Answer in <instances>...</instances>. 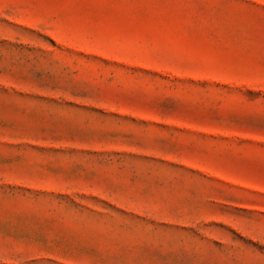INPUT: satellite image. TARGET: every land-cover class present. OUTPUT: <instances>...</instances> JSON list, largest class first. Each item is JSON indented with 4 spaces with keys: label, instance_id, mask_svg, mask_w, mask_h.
I'll return each instance as SVG.
<instances>
[{
    "label": "rangeland",
    "instance_id": "rangeland-1",
    "mask_svg": "<svg viewBox=\"0 0 264 264\" xmlns=\"http://www.w3.org/2000/svg\"><path fill=\"white\" fill-rule=\"evenodd\" d=\"M0 264H264V0H0Z\"/></svg>",
    "mask_w": 264,
    "mask_h": 264
}]
</instances>
